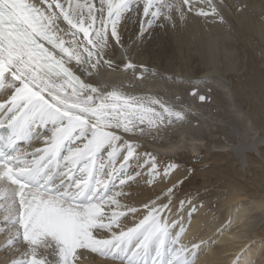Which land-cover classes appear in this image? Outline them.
<instances>
[{
  "label": "snow or ice",
  "instance_id": "1",
  "mask_svg": "<svg viewBox=\"0 0 264 264\" xmlns=\"http://www.w3.org/2000/svg\"><path fill=\"white\" fill-rule=\"evenodd\" d=\"M201 2L208 10L196 8V15L225 22L224 0ZM141 3L146 19L138 38L157 21L163 27L161 18L175 27L173 12L183 20L185 6L194 10L191 0H99L98 6L0 0V93L9 95L0 103V130L6 129L0 132V234L6 237L2 247L12 254L9 264H79L88 252L119 264H196L200 246L182 243L186 229L181 225L178 233L173 231L177 222L164 215L170 214L168 204L146 203L142 218L122 227V218H134L140 209L122 203L119 197L125 194L112 190L116 179L123 186L141 175L117 176L138 159V145L123 134L158 136L162 127L186 121L187 113L154 96L115 88L105 92L69 67L75 61L89 75L101 61L111 67L106 50L111 42L124 47L118 25L129 13L139 16ZM60 16L76 30L71 41L57 23ZM77 33L83 40L75 39ZM136 67L129 60L125 70ZM40 128L51 135L43 136L45 147L29 158L18 145L40 139L34 132ZM175 167L169 164L163 174ZM148 168L151 184L160 175L154 156ZM168 192L171 197L172 189ZM236 264H243L242 257Z\"/></svg>",
  "mask_w": 264,
  "mask_h": 264
},
{
  "label": "bare ground",
  "instance_id": "2",
  "mask_svg": "<svg viewBox=\"0 0 264 264\" xmlns=\"http://www.w3.org/2000/svg\"><path fill=\"white\" fill-rule=\"evenodd\" d=\"M58 2L67 4L68 0ZM77 2L99 5V0H72L73 5ZM191 3L194 10L189 12L185 6V19L181 20L179 14L173 12L175 27L161 18L163 27L159 26L161 21H157L144 37L138 38L141 21L146 19L141 3L139 16L129 13L130 18L123 19L118 25L124 47L111 42V46L106 50L104 59L112 61L111 67L101 61L98 70L93 71L92 75L84 71L82 66L76 65L75 61L69 67L86 83H91L105 92L115 88L128 95H150L176 109L185 110L186 121L162 127L158 136L147 133L123 134L124 140L138 145L137 152L140 151V154L145 155L153 151L164 156H178L184 153L197 156L204 149L208 152L228 151L226 153L236 154L240 161L244 156L248 160L252 159L250 154L256 150L263 157L261 149L264 147V136L260 133H264V130L256 127L249 110H246L237 97L232 78L228 76L239 71L240 41H249L251 44L253 35H257L259 42L264 44V0H224L225 6L220 9L225 21L223 23L212 15H196V8L208 10L201 0H191ZM213 3L218 4L219 0H213ZM240 8L243 10H239ZM54 10L59 14L60 9ZM57 23L60 28L68 31L64 36L65 40L71 41V33L76 30L70 29L62 16ZM88 24L89 20L86 19L84 26L88 27ZM93 27H99V24ZM75 39L83 40V33H77ZM129 60L137 66L135 70H125ZM189 67L196 73L204 69L205 73L193 78ZM145 68L148 69L147 72L144 71ZM141 73L143 79L140 78ZM193 92L196 94L193 95ZM201 95L206 97L204 101L199 99ZM8 98L7 92L0 93V103H4ZM156 107L159 111V107ZM3 118L4 112L0 111V120ZM40 129H34V132L40 133L41 137ZM43 147L44 139H33L30 145L23 144L21 149L31 158L35 149ZM176 180L177 177H172L169 183ZM168 185L164 182L162 187ZM259 185L264 189V180ZM133 200L137 201L136 195ZM252 201L248 197L237 195L229 206L225 220L219 219L212 223L203 217L201 209L186 213L184 217L177 219L175 206L166 201L170 214L166 211L164 215L169 222H177L174 232L178 233L181 225L186 229L182 235V243L185 246H200L196 264H228L226 258L230 254L241 255L243 264H258L264 243H257L249 248L248 246L250 241L260 236L264 241V236L248 231L253 227L255 219L249 204L253 203L259 208L263 202ZM2 216L4 217V214ZM79 264L119 262L114 263L110 259L106 261L88 252Z\"/></svg>",
  "mask_w": 264,
  "mask_h": 264
},
{
  "label": "rangeland",
  "instance_id": "3",
  "mask_svg": "<svg viewBox=\"0 0 264 264\" xmlns=\"http://www.w3.org/2000/svg\"><path fill=\"white\" fill-rule=\"evenodd\" d=\"M253 37L251 44L249 41L242 40L239 42V44L242 43L240 46L238 44L239 71L236 74H230L228 77L232 78L237 97L245 105L246 110H249V115L255 121L256 127L264 130V44L259 42L260 38L257 35H253ZM189 69L193 78H198L205 73L204 69L198 73L191 67ZM40 130L41 138L39 141L43 140L44 135L50 134V131L44 128ZM260 134L264 136V133ZM202 151L197 156L188 153L178 156H164L153 151H149V155H144L140 154V151L137 152L138 159L130 160V166L124 172H118L117 176L120 178L127 174L135 176L136 172H141V175L135 176L134 180L123 186L120 185L119 179H116L112 186L114 192L122 191L125 194L119 197L122 203L140 209L134 218L131 215L122 218V227H131L138 222L143 216V205L152 201H156L157 204H165V201L169 204L173 203L177 219H181L186 213L190 214L201 209L203 217L211 223L219 219L225 220L231 202L237 195H242L244 198H250L251 202H253L252 200L263 202L260 203L259 208H256L253 203L249 204L255 219L252 224L253 227L248 231L264 236V189L259 185L264 180V147L261 149L263 157L254 150L255 153L250 154L253 156L252 159L249 158L248 160L244 156L243 159L240 158V161L236 154L226 153L228 151L224 153L208 152L204 149ZM149 156L155 157L156 165L160 171V175L151 184L147 182L151 179L148 175ZM122 162L121 160L117 163L118 169ZM169 164L177 165V167L165 176L163 172ZM172 177H177V180L169 183ZM259 177L263 178L257 180ZM164 182L169 185L162 187ZM143 186L145 187L143 188ZM171 188L172 193L169 197L168 190ZM134 195L137 196L136 202L133 200ZM181 201H185L182 209ZM193 209L195 210L193 211ZM0 214L2 215V213ZM1 215L0 225L4 221V217ZM5 240L6 237L0 234V264H9L12 256L2 247ZM257 243H264L261 236L250 241L248 248L254 247ZM260 256L258 264H264V249L260 252ZM238 257L241 255H228L227 263L236 264L235 260ZM111 262L113 261L111 260Z\"/></svg>",
  "mask_w": 264,
  "mask_h": 264
}]
</instances>
